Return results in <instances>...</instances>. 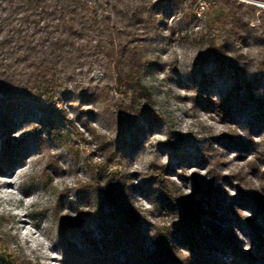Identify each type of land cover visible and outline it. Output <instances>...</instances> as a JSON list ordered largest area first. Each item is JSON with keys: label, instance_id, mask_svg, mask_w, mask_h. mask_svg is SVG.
<instances>
[{"label": "rangeland", "instance_id": "1", "mask_svg": "<svg viewBox=\"0 0 264 264\" xmlns=\"http://www.w3.org/2000/svg\"><path fill=\"white\" fill-rule=\"evenodd\" d=\"M242 1L264 7L261 0ZM194 8L193 21L182 18L186 11L174 19V13L164 15L147 52L153 63L144 67L141 77L152 94L154 112L126 132L113 155L99 143L116 134L101 105H85L96 111L85 123L79 119L80 104L59 100L54 110L28 104L1 133L0 252L14 264H153L143 263V254L151 255L155 249L151 240L156 227L174 220L152 182L165 164L170 166L163 173L165 180L179 192L194 195L203 206L206 192L219 189L223 203L217 214H223V224L232 231L239 250L254 256L262 251L252 233L264 234V215L245 208L238 199L230 204V199L235 189L264 193V157L255 158L251 149L240 152L249 135L251 146L263 152L264 118L236 106L231 81L213 73V65L200 58L205 46L199 43L201 35L211 24L223 34L226 8L214 6L213 0H198ZM258 13L252 15L256 24ZM254 39L251 46H264V38ZM165 55L170 57L167 61ZM94 76L96 82L113 86L100 71ZM225 97L236 103L233 121L217 111L215 103ZM109 100L119 105L123 95L113 90ZM68 117L74 123L70 127ZM46 119L55 122L52 133L43 123ZM249 124H254V131ZM8 146L18 148L9 159L4 157ZM148 156L153 159L145 163ZM165 156L167 162L162 163ZM137 163L141 169H136ZM119 178L127 186L125 195L135 215L133 231L107 215L105 196ZM182 252H189L184 244L175 256L188 264Z\"/></svg>", "mask_w": 264, "mask_h": 264}, {"label": "trees", "instance_id": "2", "mask_svg": "<svg viewBox=\"0 0 264 264\" xmlns=\"http://www.w3.org/2000/svg\"><path fill=\"white\" fill-rule=\"evenodd\" d=\"M197 1L0 0V135L10 129L15 116L28 104L54 110L59 100L70 106L77 103L82 105L79 119L83 122L90 121L96 112L94 108H84L85 105H101L116 134L99 143L113 155L126 132L142 116L154 112L152 94L141 77L144 67L153 63L147 52L164 15L174 13V19L186 11L182 18L193 21L197 18L194 8ZM213 4L226 8L223 34L210 25L209 32L201 35L199 43L205 46L200 58L213 65V73L229 79L238 96L237 104L227 97L216 102L217 111L233 121L235 103L255 118H264V62L255 63L242 54L253 38H264V7L242 0H213ZM258 11L256 24L252 15ZM96 71L110 77L113 86L96 82ZM113 90L123 95L119 105L109 100ZM65 122L68 127L74 125L70 117ZM43 123L52 133L55 122L46 119ZM247 126L254 131V124ZM247 139L241 143L240 152L251 149L255 158H263L264 150L261 153L259 147L251 146L250 135ZM229 144H235L234 140H229ZM17 149L8 146L4 157L9 159ZM168 171L170 166L163 165L162 174L157 179L155 174L156 180L152 182L161 190L164 208L171 211L174 220L169 226L156 227V238L151 240L155 249L151 255L143 254V263L186 264L175 256L178 247L184 244L189 250L182 252L188 264H215L221 257L218 264H238V260L264 264V234L252 233L262 250L258 255L240 251L232 231L223 224V214H217L223 203L219 189L212 187L206 192L208 200L203 206L202 202L194 201V195L179 192L165 180L163 173ZM119 179L105 196L107 215L133 231L135 215L125 195L127 186L121 181L123 178ZM235 191L230 204L238 199L245 208L264 215V197L256 194L258 190ZM224 257L230 258V262ZM0 264L14 262L8 254L0 252Z\"/></svg>", "mask_w": 264, "mask_h": 264}, {"label": "clouds", "instance_id": "3", "mask_svg": "<svg viewBox=\"0 0 264 264\" xmlns=\"http://www.w3.org/2000/svg\"><path fill=\"white\" fill-rule=\"evenodd\" d=\"M140 0H137V3H139ZM242 54L246 57H248L249 59H251L252 61H254L255 63H260V62H264V46H251V47H245L242 49ZM229 55H231V53H229ZM169 55H165L163 57V59L165 61H167L169 59ZM215 99V98H214ZM157 140H165V138L158 136L156 138ZM153 159L152 156H148L146 157L145 163L151 161ZM168 157L165 156L162 160V163H166L167 162ZM136 169H141L142 165L141 163H137L135 165ZM264 194V193H261ZM179 214H177V221H179Z\"/></svg>", "mask_w": 264, "mask_h": 264}, {"label": "built area", "instance_id": "4", "mask_svg": "<svg viewBox=\"0 0 264 264\" xmlns=\"http://www.w3.org/2000/svg\"><path fill=\"white\" fill-rule=\"evenodd\" d=\"M204 8V7H203ZM202 12L201 11H198V14L200 15Z\"/></svg>", "mask_w": 264, "mask_h": 264}]
</instances>
